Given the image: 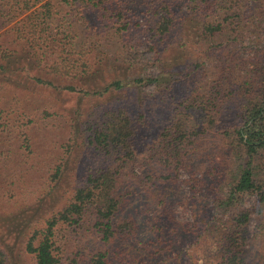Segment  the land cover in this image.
<instances>
[{"label": "rangeland", "instance_id": "obj_1", "mask_svg": "<svg viewBox=\"0 0 264 264\" xmlns=\"http://www.w3.org/2000/svg\"><path fill=\"white\" fill-rule=\"evenodd\" d=\"M88 20V26L82 21L75 24L79 45L91 48L93 62L104 65L80 85L104 90L102 96L39 85L37 78H56L43 64L17 59L24 54L17 45L8 50L16 54L11 71L0 68V247L7 264H36L26 252L29 235L43 229L47 219L68 203L89 172L116 165V157L110 162L89 139L102 113L118 108L131 114L137 129L135 161L124 171L121 193L126 202L120 214L137 235L119 234L106 245L96 234L81 231L75 236L67 230L61 264H90L101 251L109 253L110 264H214L221 258V225L246 210L251 212L248 262L264 264V237L257 234L264 216L259 199L248 195L231 209L220 206L237 170L226 137L210 136L179 169L162 167L152 158L168 123L179 113V101L208 92L221 59L238 52L253 55L263 47L262 37H252L256 45L250 39L232 46L224 43L221 51L218 40H195L183 47L176 43L177 33L158 54L152 43L145 44L146 38L141 44L139 35H117L94 15ZM7 29L0 32V44L11 40ZM7 63L0 58V64ZM172 74L176 81L164 83ZM147 78L158 82H136ZM114 81L122 88L105 92ZM236 109L231 103L227 113L233 115ZM61 163V179L54 182Z\"/></svg>", "mask_w": 264, "mask_h": 264}, {"label": "trees", "instance_id": "obj_2", "mask_svg": "<svg viewBox=\"0 0 264 264\" xmlns=\"http://www.w3.org/2000/svg\"><path fill=\"white\" fill-rule=\"evenodd\" d=\"M88 15L101 19L117 35H139L141 44L146 38L145 44L152 43L158 54L177 33L180 41L176 43L183 47L197 40H218L221 51L226 49L224 43L232 46L250 39L256 45L252 37H262L263 47L253 55L238 52L221 59L208 92L179 101V113L168 123L152 158L162 167L179 169L210 136L226 137L237 170L230 194L220 206L231 209L249 195L257 197L264 208V0H0V32L8 27L6 34L11 37L0 44V58L8 62L0 68L11 71L16 54L8 50L11 44L17 45L24 53L17 59L27 57L43 64L56 78H37L39 85L102 96L104 90L80 85L104 65V61L94 63L93 50L78 42L75 24L82 21L88 26ZM176 76L163 81L171 85ZM136 82L153 84L158 79ZM112 88L119 90L122 85L114 81L105 92ZM231 103L237 104L233 115L227 113ZM95 126L89 144L111 158L110 162L116 157V165L89 172L68 203L47 219L43 229L29 235L26 252L36 264H61L59 253L67 230L75 236L81 231L96 234L106 245L119 234L137 235L133 224L120 216L126 202L121 193L124 171L135 161V120L125 108L109 109ZM61 164L55 168L54 182L61 179ZM250 217V211H241L221 225V258L214 264H249ZM260 218L257 234L264 237L263 214ZM8 262L0 247V264ZM90 264H110L109 253H96Z\"/></svg>", "mask_w": 264, "mask_h": 264}]
</instances>
